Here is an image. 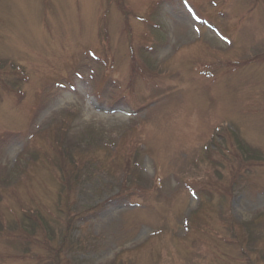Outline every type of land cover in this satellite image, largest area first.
I'll use <instances>...</instances> for the list:
<instances>
[{
	"label": "rangeland",
	"instance_id": "obj_1",
	"mask_svg": "<svg viewBox=\"0 0 264 264\" xmlns=\"http://www.w3.org/2000/svg\"><path fill=\"white\" fill-rule=\"evenodd\" d=\"M0 264H264V0H0Z\"/></svg>",
	"mask_w": 264,
	"mask_h": 264
},
{
	"label": "trees",
	"instance_id": "obj_2",
	"mask_svg": "<svg viewBox=\"0 0 264 264\" xmlns=\"http://www.w3.org/2000/svg\"><path fill=\"white\" fill-rule=\"evenodd\" d=\"M80 176H81V175H76V178L79 179Z\"/></svg>",
	"mask_w": 264,
	"mask_h": 264
}]
</instances>
